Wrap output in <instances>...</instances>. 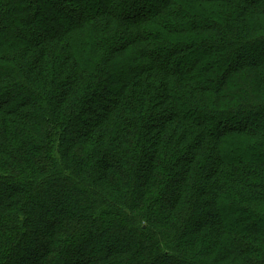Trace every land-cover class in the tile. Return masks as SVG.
I'll list each match as a JSON object with an SVG mask.
<instances>
[{
    "label": "trees",
    "instance_id": "1",
    "mask_svg": "<svg viewBox=\"0 0 264 264\" xmlns=\"http://www.w3.org/2000/svg\"><path fill=\"white\" fill-rule=\"evenodd\" d=\"M0 264H264V0H0Z\"/></svg>",
    "mask_w": 264,
    "mask_h": 264
}]
</instances>
